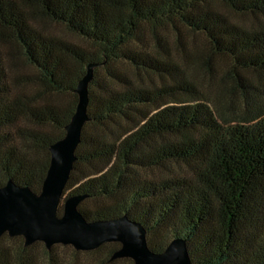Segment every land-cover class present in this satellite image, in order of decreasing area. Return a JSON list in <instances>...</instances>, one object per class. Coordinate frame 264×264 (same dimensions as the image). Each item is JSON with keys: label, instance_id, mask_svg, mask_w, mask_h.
Here are the masks:
<instances>
[{"label": "trees", "instance_id": "trees-1", "mask_svg": "<svg viewBox=\"0 0 264 264\" xmlns=\"http://www.w3.org/2000/svg\"><path fill=\"white\" fill-rule=\"evenodd\" d=\"M223 8L264 16V0H0V186L39 191L95 63L62 195H83L87 221L138 222L153 252L181 238L193 264H264V21L246 26ZM183 29L205 47L184 53ZM212 56L229 62L216 79ZM196 60L214 91L193 79ZM4 238L0 264H35L29 245ZM106 245L96 264L113 261L119 244Z\"/></svg>", "mask_w": 264, "mask_h": 264}, {"label": "water", "instance_id": "water-1", "mask_svg": "<svg viewBox=\"0 0 264 264\" xmlns=\"http://www.w3.org/2000/svg\"><path fill=\"white\" fill-rule=\"evenodd\" d=\"M95 63L87 64L84 74L76 82L77 100L64 135L48 146V165L39 191L19 186L10 179L0 186V235L20 236L23 245L40 241L49 250L53 244H69L75 250H92L105 242H117L109 260L128 257L134 264H193L185 242L172 238L161 252L148 249L145 230L136 221L121 215L106 220L87 221L77 210L83 195L63 197L62 190L68 178L74 150L80 131L87 120V83ZM61 203V212L57 214Z\"/></svg>", "mask_w": 264, "mask_h": 264}, {"label": "rangeland", "instance_id": "rangeland-1", "mask_svg": "<svg viewBox=\"0 0 264 264\" xmlns=\"http://www.w3.org/2000/svg\"><path fill=\"white\" fill-rule=\"evenodd\" d=\"M223 10L235 21L244 24L246 26H257L261 24L264 21V16L260 14H251V13H234L232 11H229L228 9L223 8ZM40 26L47 32L55 34L57 36H60L62 38H65L67 40L77 42L80 44L84 43V40L77 36L76 34L70 32L67 30L64 25L57 23V22H51L49 20H43L40 22ZM182 37L184 38V44L185 45V51L184 53L188 52H194L195 49L203 48L205 47L206 43L203 39L202 35L200 33H196L193 31H188L183 29ZM167 39L170 46V53L175 56L176 52H180L183 49L180 47V45L175 41V37L173 34L167 35ZM176 43V44H175ZM189 58V57H188ZM214 61V65L217 66L215 68V79L217 76L222 75L223 68L227 67L228 61H225L223 58H217L215 56H212L211 58ZM196 62V63H195ZM190 73L192 74L193 79L195 82H201L202 85L207 86L208 84V76L203 73L202 69L197 64V60L192 63V65L189 67ZM133 77H136L134 71L129 70L128 71ZM143 76V75H142ZM141 78L143 79V77ZM146 79V78H145ZM253 79L255 81V78L253 76ZM212 86H207L205 89L214 91V88H211ZM228 93L226 96L228 99L232 100V104L236 105L235 102H237L239 98V94L235 91H230V87L227 86ZM227 112V110H226ZM66 194V193H65ZM64 194V195H65ZM63 195V197H64ZM61 203L62 199L58 205V208L61 209ZM8 236V235H7ZM10 239H3V243L8 244L12 249H15L20 243L23 245V240L19 236H8ZM21 241V242H20ZM110 243V242H105ZM28 246V245H27ZM110 245H106L102 249L94 248L92 250H75L71 245L69 244H53L51 246L50 250H47L43 243L40 241H34L29 245V250L27 251L32 258L34 259L35 264H96L99 259L105 256V253L107 251V248ZM50 252V255L48 254ZM50 258V259H49ZM52 259V260H51ZM51 260V261H50ZM110 264H134L132 260L128 257H120V258H114L113 261Z\"/></svg>", "mask_w": 264, "mask_h": 264}]
</instances>
